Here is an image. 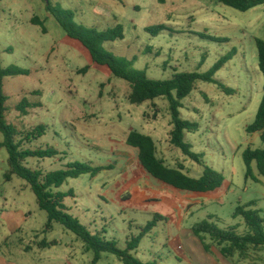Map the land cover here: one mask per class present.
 Listing matches in <instances>:
<instances>
[{
    "label": "rangeland",
    "instance_id": "rangeland-1",
    "mask_svg": "<svg viewBox=\"0 0 264 264\" xmlns=\"http://www.w3.org/2000/svg\"><path fill=\"white\" fill-rule=\"evenodd\" d=\"M48 1L0 0L1 64L3 68L29 72L28 76L5 80L9 98L6 121L21 131L46 126L45 136L28 147L51 148L59 153L55 159H29L26 166L56 172L79 162L102 169L96 176L69 179L57 191L74 194L64 200L68 214L92 234L115 241L121 249L150 223L155 224L132 255L145 263L192 264L185 251L179 252L171 245L176 227L167 219L155 220L156 214L165 216L169 203L164 197L153 205L136 201L141 194L157 193L155 184L161 182L150 176L153 185L147 184L126 165L130 158L126 140L132 131L159 139L164 148L171 145L168 102L159 99L131 104L130 85L115 78L107 67L94 64L89 51L67 36L47 11V5L74 12L76 24L99 33L121 26L125 38L105 43V50L131 62L133 69L145 72L150 80H170L182 73L206 74L231 55L215 75L232 91L230 95L217 84L198 82L182 101L181 118L198 127L195 132L185 133V143L193 153L203 156L205 165L225 178L218 192L210 194L214 201L191 207L193 215L184 228L211 220L222 229L235 228L240 235H247L249 229L243 218L234 217L237 208L255 203L248 209L260 211L264 219V176L253 163V176L258 181L247 179L243 159L248 149L264 148V132L249 135L246 131L255 122L264 95L256 47V39H264V5L240 12L219 0ZM36 17L44 23L46 33L32 23ZM161 26L165 29L158 35L148 32ZM86 68L87 72L81 73ZM25 100L40 107L29 108L24 116L16 108ZM3 140L0 133V143ZM168 154L173 168L180 164L190 177L203 176L204 166L180 149L172 146ZM8 171V153L1 149L0 193H20L18 207L30 213L25 230L34 229L37 240L56 244L39 251L42 264H94L93 252H87L75 234L60 224L47 230L48 216L39 209L35 194L17 177L6 182ZM179 196H174L177 218L192 204L190 199ZM22 237L27 239L25 234ZM29 240L34 242V238ZM258 248L241 264H264V246ZM29 257L39 258L32 253ZM98 264L123 263L115 255L103 254Z\"/></svg>",
    "mask_w": 264,
    "mask_h": 264
},
{
    "label": "trees",
    "instance_id": "trees-1",
    "mask_svg": "<svg viewBox=\"0 0 264 264\" xmlns=\"http://www.w3.org/2000/svg\"><path fill=\"white\" fill-rule=\"evenodd\" d=\"M219 2L240 12H248L264 5V0H219ZM47 11L55 18L70 39L81 43L89 51L94 64L107 67L115 78L124 80L130 85L129 100L131 104L142 105L159 99L166 100L169 104L168 112L171 115V144L180 149L186 157L204 166V174L199 179L187 175L183 165L179 164L177 168H171L159 158L157 144L151 136L132 131L128 135L126 143L129 147L138 150V159L145 172L156 180L183 192L206 194L220 189L225 183L224 176L205 165L203 156L193 153L191 147L185 143V133L195 132L198 127L194 123L183 120L180 110L183 108L182 101L191 95L198 82L217 84L223 92L229 95L232 93L215 79L217 72L225 66L227 61L231 60L232 56L229 55L221 59L206 74L182 73L175 75L170 80H150L145 72L133 69L131 62L118 58L105 50V43L125 38L121 26L99 33L94 29L76 24L74 22V12L70 10L52 7L48 4ZM32 23L43 27V32L46 33L44 23L39 18H33ZM164 29L165 27L161 26L148 29V32L155 36ZM256 47L259 68L264 77V39H256ZM87 70L88 68L82 70L81 73H86ZM28 75V71L17 67L3 68L0 58V133L4 137L3 142L0 143V150L5 149L7 151L9 164L5 181L12 182L15 177L25 181L35 194L39 209L46 212L48 216L47 230L52 229L53 224H60L66 231L75 234L84 243L86 251L93 252L94 264L99 263L103 254L115 255L123 264H157L156 262L145 263L132 255L138 249L142 238L152 231L155 224L150 223L138 237L132 238L127 243L125 249H121L115 241H107L105 238L100 237V234H92L78 219L68 214L64 200L74 194L72 191L67 194L57 191L69 179H78L88 174L96 176L102 169L93 168L79 162L70 164L67 170L56 172L32 170L26 166L29 159L42 161L55 159L59 155L55 149L48 148L44 150L28 147L45 136L46 126L40 125L32 131H21L6 121V114L9 111V98L5 93V80L9 77ZM38 107H40V104H31L25 100L17 106L16 110L26 116L29 108ZM246 131L249 135L264 132V95L255 122L247 127ZM243 159L246 165L247 179L258 181L253 176V163H256L259 174L264 176V148L258 150L248 149L244 153ZM255 205V203H251L249 206L239 207L234 213L235 218L242 217L245 221L249 229L247 235H240L235 228L222 229L211 220L194 224L192 231L201 239H203V236H209L214 243L221 247L224 256L229 257L234 252H239L241 258L245 259L251 248L264 246V219L260 216V211L248 209ZM155 220L159 221L161 217L156 216ZM55 245V243L43 241L39 247L48 249ZM205 247L208 250V247Z\"/></svg>",
    "mask_w": 264,
    "mask_h": 264
},
{
    "label": "crops",
    "instance_id": "crops-1",
    "mask_svg": "<svg viewBox=\"0 0 264 264\" xmlns=\"http://www.w3.org/2000/svg\"><path fill=\"white\" fill-rule=\"evenodd\" d=\"M172 131V130H171ZM154 139V138H153ZM155 140V139H154ZM158 147V156L162 159L166 165L173 168L168 161L169 152L171 151L172 144L164 148L161 141L155 140ZM130 158L126 159L127 168L132 171L139 179H145L147 184H152L153 182L150 175L145 172L142 168L138 155L137 149L128 148L126 149ZM177 165V163H176ZM179 166V165H178ZM177 166V167H178ZM153 178V177H152ZM160 182V181H159ZM157 186V193L154 195H147V193L141 194L137 197L136 201L143 205H153L161 203L160 197H164V201L168 202L167 209L163 214H156L161 217V220L167 219L172 226L176 227V232L172 233L173 239L171 245L178 250V247H182V251L186 252L189 257H191L192 264H241L244 260L241 258L239 252H234L232 256L226 257L221 252V247L214 243L207 236H203V239L196 237L192 231V227L189 229L184 228V223L188 221V218L193 215V210L191 207L194 205L201 206L207 202L214 201L215 199L210 196L218 192V190L206 194L191 193L187 192L185 195L179 196V190L166 185L161 182V184H155ZM169 186V189L168 187ZM24 187V186H23ZM22 188L21 190H23ZM20 193H0V264H42L40 256H42L39 251L46 250L39 247L40 243L43 241L37 240L39 237L34 229L29 231L25 230V225L28 223V212L25 209L18 207V200L20 199ZM177 195L180 198H188L192 201L189 209L177 218L174 209V196ZM202 195H207L205 199H201ZM218 197V196H217ZM222 203V200H219ZM18 207V208H17ZM166 217V218H165ZM160 220V221H161ZM25 238H20L24 235ZM209 237V236H208ZM29 238H34V242L30 241ZM210 238V237H209ZM29 241L26 245L25 241ZM208 247V251L206 247ZM259 248H251L245 259L252 256V252L257 251ZM37 254L39 257L37 260H31L29 254ZM256 264V263H253Z\"/></svg>",
    "mask_w": 264,
    "mask_h": 264
},
{
    "label": "built area",
    "instance_id": "built-area-1",
    "mask_svg": "<svg viewBox=\"0 0 264 264\" xmlns=\"http://www.w3.org/2000/svg\"><path fill=\"white\" fill-rule=\"evenodd\" d=\"M178 250H179V251H182V247H181V246H179V247H178Z\"/></svg>",
    "mask_w": 264,
    "mask_h": 264
},
{
    "label": "water",
    "instance_id": "water-1",
    "mask_svg": "<svg viewBox=\"0 0 264 264\" xmlns=\"http://www.w3.org/2000/svg\"><path fill=\"white\" fill-rule=\"evenodd\" d=\"M47 1V3H49V1L48 0H46Z\"/></svg>",
    "mask_w": 264,
    "mask_h": 264
}]
</instances>
